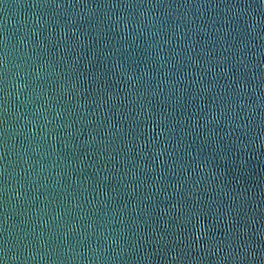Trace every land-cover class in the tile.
I'll return each mask as SVG.
<instances>
[{"label":"water","instance_id":"water-1","mask_svg":"<svg viewBox=\"0 0 264 264\" xmlns=\"http://www.w3.org/2000/svg\"><path fill=\"white\" fill-rule=\"evenodd\" d=\"M0 264H264V0H0Z\"/></svg>","mask_w":264,"mask_h":264}]
</instances>
